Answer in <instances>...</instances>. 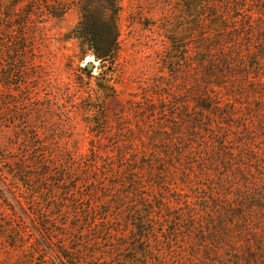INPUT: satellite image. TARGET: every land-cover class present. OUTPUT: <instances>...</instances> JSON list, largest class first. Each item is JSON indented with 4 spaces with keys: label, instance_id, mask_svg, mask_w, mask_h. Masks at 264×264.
Segmentation results:
<instances>
[{
    "label": "rangeland",
    "instance_id": "obj_1",
    "mask_svg": "<svg viewBox=\"0 0 264 264\" xmlns=\"http://www.w3.org/2000/svg\"><path fill=\"white\" fill-rule=\"evenodd\" d=\"M183 6L182 0H122L119 52L112 72L102 73L91 57L81 60L77 44L65 38L78 23L76 10L69 11L60 22L37 15L21 28L27 16L10 15L13 21L9 22L5 5L0 4V153L3 152L5 159L0 169V264H63L58 249L64 240L45 237L35 231L37 222L26 209L25 213L16 204L18 194L12 183V171L18 165L24 167L22 175L29 179L28 189L40 192L33 204L36 207L45 206L50 196L55 205H60L61 200L65 202L64 190L72 186L78 188L84 199L93 193L94 201L101 203L117 189H112L110 183H123L118 166L114 168L118 179L109 175L112 170L105 166L109 160L118 165L120 153L126 157H141V148L160 147L157 143L163 135L172 143L188 141L194 108V79L192 68L188 66L180 73L177 60H188L190 54L180 50L183 47L180 40L178 43L169 40L170 31L172 34L177 31L180 19L186 15ZM23 34L28 36L25 42L20 39ZM24 47L27 53H20ZM11 51L13 55H9ZM168 55L176 58L175 64L167 66L165 57ZM88 61L95 64L94 69L88 71L90 75L82 72ZM23 68L27 69L24 77L20 74ZM9 72L11 77L6 78ZM250 80L236 81L232 91H215L222 98V105L231 106L234 118L223 117L229 112L225 107L219 112L220 116L206 122L204 129L206 133L216 131L222 135L226 141V155H236L237 160L241 153L244 156L245 162L240 160L244 172L237 171V179H227V183L241 187L248 182L249 188L255 191L256 183L253 184L251 176H258L264 183V88L254 91L252 87L258 84ZM209 124L214 130L208 128ZM163 132L168 135L161 134ZM247 142L250 151L246 150ZM31 143H41L51 155L71 159L67 164L54 162L52 169L56 173L65 168L72 171L66 184L49 177L45 181L37 180L41 173L30 165V151L26 149ZM150 157L156 156L150 154ZM225 158L229 164L231 158ZM225 164L221 162L220 175L229 171ZM182 169V165H178L174 177L171 175L167 179L170 186L162 194L158 184L151 185V177L144 178L149 195L157 198L156 205L161 204L160 197L170 202L172 209L164 213L173 219L180 213L191 212L195 205L206 207L203 199L211 197L206 189L197 191V182L193 187L190 183L184 185L180 175ZM251 169L255 175L249 172ZM199 183L218 186L216 181L206 178ZM39 184V189L32 188ZM20 194L26 199V194ZM82 201L79 209L86 204V200ZM186 201L189 204H185ZM51 206L49 203L45 207ZM99 211H103V206ZM65 212L69 217L68 211ZM120 215L125 220L124 214ZM64 220L73 223L68 218ZM203 220L206 221L205 217ZM169 223L157 221L154 225L151 239L153 243L159 242L153 246L155 255L160 251L167 253L170 246L176 245L166 239L176 226ZM89 233L83 246L93 251L88 244L93 241L95 232ZM196 239L198 235L192 237L193 241ZM111 240L116 242L118 238ZM65 242L72 243L71 240ZM107 245L95 247L99 259L108 264H125L128 257L125 248L116 254L105 251ZM183 252L184 256L192 255L189 247H184ZM86 261L83 259L84 263ZM171 263L181 264L176 259H171Z\"/></svg>",
    "mask_w": 264,
    "mask_h": 264
},
{
    "label": "trees",
    "instance_id": "obj_2",
    "mask_svg": "<svg viewBox=\"0 0 264 264\" xmlns=\"http://www.w3.org/2000/svg\"><path fill=\"white\" fill-rule=\"evenodd\" d=\"M121 1L0 0V4L5 5L9 22L13 21L10 15L27 16V20L20 25L21 28L27 26L28 21L37 15L60 22L69 11L76 10L78 23L65 38L77 44L81 60L91 57L96 61L98 69L107 73L112 72L119 52ZM182 4V11L186 15L183 14L184 17L180 19L177 31H173V34L170 31L169 40H174L175 43L180 40L183 45L180 50H187L190 54L188 60H177L180 73L188 66L192 68L194 79V108L190 118V135L186 143H172L169 139L165 140L163 135L157 143L160 147L149 150L143 146L141 157H126V154L120 153L118 165H113L109 160L105 165L107 169L112 170L109 175L118 179L117 171H114L118 166L119 173L123 174V183H110L112 189H117L111 197H105L101 203L94 201L93 193H89L84 199L78 188L72 186L64 190L65 202L61 200L60 203L63 207L55 205L51 196L46 203L43 202L45 206L52 204L51 207L47 209L44 204L36 207L33 204L40 197V192L28 189L29 179L22 175L24 167L18 165L16 170L12 171V183L18 194L15 196L16 204L23 212L28 211L33 221L37 222L36 228L33 229L45 237L56 236L64 240L58 249L63 264H108L101 261L100 255L95 251V247H101L103 243L108 244L105 251L111 253L117 254L125 248L128 254L125 264H172L171 259H176L181 264H264V183L260 182L258 176H251L253 184L256 183L255 191L249 188L248 182L247 186L241 187L228 184L227 179H237V171L244 172V156L241 153L237 160L236 155H226V141L221 138L222 135L216 131L206 133L204 129L206 122L220 116L219 112L225 107L229 112L223 114V117L234 118L232 110L229 109L231 106L222 105V98L215 91H232L236 81L250 79L258 84L252 87L254 91L264 88V0H182ZM9 30L11 31L10 28ZM20 37L24 42L28 38L26 34ZM174 41L171 43L174 44ZM27 50L24 47L19 51L27 53ZM9 55H13V52ZM175 59L170 55L165 57L167 66L175 64ZM26 70L21 69V76H25ZM82 72L91 74L87 69ZM9 77L10 72L6 75V78ZM208 128L214 130L211 124ZM215 139L218 141L214 142ZM245 144L246 150L250 151V144ZM26 146L30 151V165L41 173L37 180L45 181L49 177L56 179L59 184L67 183V177H70L72 172L70 169L65 168L58 173L52 169L54 162L67 164L71 159L51 155L41 143ZM159 153L161 156H157ZM252 153H255L254 150ZM150 154L156 157H150ZM226 156L233 161L230 159L228 164ZM3 157L1 151V170L2 163L5 162ZM221 162L229 166L225 175L219 174ZM257 164L259 166L258 160ZM178 165L183 168L180 174L185 181L183 184L190 183L193 187L197 182V191L208 190L211 200L205 198L203 201L206 207L195 205L191 212L183 215L180 213L173 219L164 213V210L172 209L170 202L160 197L161 204L156 205L154 200L157 198L149 195L144 178L151 177V185L158 184L162 194L165 188L170 186L167 179L171 175L174 177ZM249 172L255 175L254 170ZM205 178L216 181L217 188L216 185L207 187L199 183ZM32 188L39 189L40 184ZM20 193L26 194V199L22 198ZM82 200H86V204L79 209L83 206ZM185 204L189 202L186 201ZM101 206L103 211H99ZM65 211H68L69 217L64 215ZM120 214H124L125 220L121 219ZM204 217L206 221L203 220ZM67 218L73 223H67L68 221L64 220ZM157 221L176 225L172 233H168L169 237H166L167 242H176V245L170 246L167 253L160 251L155 255L153 246H157L159 242L153 243L151 235ZM117 224H120L119 227ZM89 231L95 232L93 241L88 244L93 251L83 246ZM196 235L199 239L193 241L192 237ZM116 238V242L110 241ZM105 239L107 241H103ZM66 240H71L72 243L68 245ZM184 247L191 248L192 255L184 256ZM82 249L84 253L81 252ZM83 259L87 260L86 263Z\"/></svg>",
    "mask_w": 264,
    "mask_h": 264
},
{
    "label": "water",
    "instance_id": "obj_3",
    "mask_svg": "<svg viewBox=\"0 0 264 264\" xmlns=\"http://www.w3.org/2000/svg\"><path fill=\"white\" fill-rule=\"evenodd\" d=\"M97 66V65H96ZM95 67V64L92 63V61H88L86 64H85V68L88 70V71H92Z\"/></svg>",
    "mask_w": 264,
    "mask_h": 264
},
{
    "label": "bare ground",
    "instance_id": "obj_4",
    "mask_svg": "<svg viewBox=\"0 0 264 264\" xmlns=\"http://www.w3.org/2000/svg\"><path fill=\"white\" fill-rule=\"evenodd\" d=\"M88 60H90V59H88Z\"/></svg>",
    "mask_w": 264,
    "mask_h": 264
}]
</instances>
